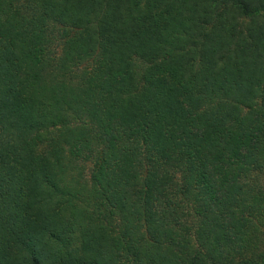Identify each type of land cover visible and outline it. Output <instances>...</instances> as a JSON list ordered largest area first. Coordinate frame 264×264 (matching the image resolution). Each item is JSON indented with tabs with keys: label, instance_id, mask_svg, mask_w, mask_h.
I'll return each mask as SVG.
<instances>
[{
	"label": "trees",
	"instance_id": "obj_1",
	"mask_svg": "<svg viewBox=\"0 0 264 264\" xmlns=\"http://www.w3.org/2000/svg\"><path fill=\"white\" fill-rule=\"evenodd\" d=\"M0 264H264V0H0Z\"/></svg>",
	"mask_w": 264,
	"mask_h": 264
},
{
	"label": "rangeland",
	"instance_id": "obj_2",
	"mask_svg": "<svg viewBox=\"0 0 264 264\" xmlns=\"http://www.w3.org/2000/svg\"><path fill=\"white\" fill-rule=\"evenodd\" d=\"M89 168H87V171H88Z\"/></svg>",
	"mask_w": 264,
	"mask_h": 264
}]
</instances>
